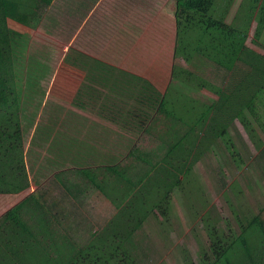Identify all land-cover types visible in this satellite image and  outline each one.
<instances>
[{
  "label": "trees",
  "instance_id": "trees-1",
  "mask_svg": "<svg viewBox=\"0 0 264 264\" xmlns=\"http://www.w3.org/2000/svg\"><path fill=\"white\" fill-rule=\"evenodd\" d=\"M53 1L0 0V194L19 193L30 187L8 20L31 25L39 8ZM220 1L175 0V55L190 67L173 65L164 94L140 93L146 94L140 95L146 98V110L154 113L137 110L127 116L133 121L140 119L141 126L155 113L174 120L173 124L180 127L174 141L163 142V153L135 155L133 149L132 174L126 164L107 167L113 179L105 175L97 182L88 174L118 209L114 216L106 224L101 221L82 243L69 239L48 248L21 221L19 209L11 208L0 217V264H139L133 253L138 230L153 213L169 217L174 191L197 192L191 178L196 162L220 142L234 159L243 160L231 129L240 121L253 136L255 119L264 128L260 117L264 110L260 97L264 92V55L248 46L255 24L254 43H259L264 34V0H242L232 22L227 21V13L234 0L215 16ZM194 12L208 17L204 30L189 25ZM204 62L223 71L224 80L214 84L194 70ZM201 88L215 98L204 102L190 95ZM238 220V230L232 229L236 236L227 245L217 225L205 215L202 221L208 248L203 249L200 263L185 252V264H264V208L260 214L249 213Z\"/></svg>",
  "mask_w": 264,
  "mask_h": 264
},
{
  "label": "rangeland",
  "instance_id": "rangeland-1",
  "mask_svg": "<svg viewBox=\"0 0 264 264\" xmlns=\"http://www.w3.org/2000/svg\"><path fill=\"white\" fill-rule=\"evenodd\" d=\"M228 1H220L215 16L222 14ZM241 1L234 0L228 8V22L234 19ZM164 19L170 27L173 26L171 17ZM207 21V16L194 12L189 25L204 30ZM8 26L12 56L16 62L24 151L28 153L24 158L34 167L30 170L36 166L35 157L30 153H64L67 146L76 143L73 148L77 151L78 143L82 145L84 141L97 137L98 133L92 134V131L101 130L104 120L113 122L119 130L124 123L128 124L124 130L130 134L126 133L124 143L114 139L119 142L117 148L124 158L133 149L135 155L153 151L163 153V142L174 141V135L180 129L179 125L173 124L174 120L155 113L151 121L147 120L141 126L140 119L133 121L126 116L137 110L154 113L151 109L146 110V98L140 96L146 94L140 93L164 94L173 65L190 67L183 58L175 55L176 30L174 34L169 33L171 37L165 38L167 44L164 47L148 45L150 42L144 41L143 35L134 39L132 53L122 58L111 57V54L100 58L93 45L83 48L81 38L72 45H63L56 36L38 37L39 33L35 34L29 25L9 19ZM148 27L146 23L145 34L150 30ZM256 27L257 24L252 29L248 46L264 55V34L259 43H254ZM152 31L160 32L161 29L158 27ZM194 70L214 84L224 80L223 71L210 62L201 63ZM190 95L204 102L214 97L203 88ZM260 97L264 107V92ZM260 117L264 121V110ZM252 121L255 125L253 136L240 121L231 129L243 160L234 159L225 144L220 142L194 165L191 178L197 192L189 194L186 190V194L192 195L187 197L183 191H174L169 217L165 219L153 213L145 221L133 246L139 264H185V252L200 263L203 249L208 248L205 222L202 221L205 215H209L224 242L230 245L235 235L232 229L237 231L239 228L241 220L238 219L249 213L260 214L264 208V128L256 119ZM130 137L132 142L128 140ZM111 139V136L110 139L102 136L100 140L109 144ZM17 201L18 198L12 201L10 196H1L0 216L8 208L14 209ZM102 205L104 215H99L102 219H98L97 226L101 225V220L106 224L118 210L110 206V202ZM90 234L82 236L79 243ZM35 236L48 248L55 238H48L40 232Z\"/></svg>",
  "mask_w": 264,
  "mask_h": 264
},
{
  "label": "crops",
  "instance_id": "crops-1",
  "mask_svg": "<svg viewBox=\"0 0 264 264\" xmlns=\"http://www.w3.org/2000/svg\"><path fill=\"white\" fill-rule=\"evenodd\" d=\"M175 3V0H54L50 6L39 8L37 18L28 27L35 34L39 33L38 37H58L63 45H72L81 38L83 48L93 45L100 58L107 54L122 58L132 53L134 39L139 36L145 35L144 41L150 42L148 45L166 46L165 38L176 30ZM168 17L173 20L172 27L167 20H162ZM146 23L150 30L145 34ZM158 27L160 32L152 31ZM100 126L101 130L92 131V134L98 133L97 137L82 145L78 143L77 151L73 148L76 143L67 146L69 150L64 148L67 149L64 153H30L36 165L30 170L34 167L25 160L30 187L19 193L0 194V197L10 196L12 201L18 198L13 207L19 209L21 221L31 227L35 235L40 232L48 238L54 236L52 241L56 242L52 245L65 244L69 239L79 242L86 233L98 228V219H102L99 215H104L102 204L110 202L114 207L89 180L88 174L97 182L103 181L105 175L113 179L107 167L125 164L130 165L128 169L132 174V151L124 158L117 148L119 142L114 140L124 143L128 133L124 129L128 124L124 123L119 130L113 122L104 120ZM102 136L108 139L111 136L110 143L103 144ZM128 140L132 142L131 137Z\"/></svg>",
  "mask_w": 264,
  "mask_h": 264
}]
</instances>
